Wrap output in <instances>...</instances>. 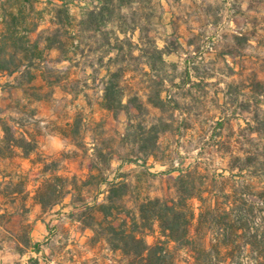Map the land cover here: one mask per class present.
Here are the masks:
<instances>
[{
  "label": "rangeland",
  "instance_id": "obj_1",
  "mask_svg": "<svg viewBox=\"0 0 264 264\" xmlns=\"http://www.w3.org/2000/svg\"><path fill=\"white\" fill-rule=\"evenodd\" d=\"M42 1L45 18L33 39L46 37L54 27L52 5L66 7L75 26L69 48L73 62L53 49L30 75L0 76V174L10 177L0 175V247L9 246L13 237L25 242L29 222L37 217L56 234L51 248L44 247L49 264H128L105 240H92L94 232L69 217L72 196L47 214L35 209L32 200L29 214H13L12 172L18 175L16 166H21L35 192L39 171L48 166L70 180L77 177L79 205L83 199L103 201L106 196L97 194V182L88 178L96 147L108 162L99 169L109 166L111 180L125 175L119 178L127 185L123 204L132 210L146 199L178 200L182 171L199 167L203 177L228 175L229 158L253 150L250 140L257 135L250 124L264 121L262 89L256 87L257 82L264 84V0H123L120 9L109 0ZM89 11H96L94 19ZM110 42L122 47L119 55ZM155 46L169 52L166 65ZM107 67L119 71L128 111L103 107ZM159 91L166 102L163 110L151 102ZM140 105L143 110H136ZM158 122L170 130L150 156L145 150L152 145L143 139ZM12 137L36 145L34 167L15 157L22 149L12 147ZM81 181L91 184L82 187ZM190 204L198 217L199 202ZM196 225L197 220L192 235ZM47 236L37 230L35 241L45 243ZM147 240L153 245L165 238L155 226ZM169 250L176 264H196L190 248L170 243Z\"/></svg>",
  "mask_w": 264,
  "mask_h": 264
},
{
  "label": "trees",
  "instance_id": "obj_2",
  "mask_svg": "<svg viewBox=\"0 0 264 264\" xmlns=\"http://www.w3.org/2000/svg\"><path fill=\"white\" fill-rule=\"evenodd\" d=\"M109 1L117 9L123 6V0ZM42 2L0 1V76L30 75L31 71L44 61L46 52L53 49L65 56L64 61L73 62L69 56V48L73 47L75 41V26L66 7L52 5L51 12L54 17L50 23L54 27L45 32L46 37L40 35L38 39H33L45 18L46 9L39 8ZM95 14L96 11H89L88 17L94 19ZM98 14H102L101 10ZM115 40L122 42L119 37ZM109 44L118 55L123 50L120 45H113L111 42ZM154 49L159 54L161 63L166 65L164 56L169 52L157 46ZM103 64L102 62L101 65L104 66ZM148 66L155 72V63L150 61ZM106 70L103 83L104 109L114 112L128 111V105L124 103L125 95L119 71L113 72L111 67ZM32 80L31 77L30 81ZM256 87L262 89V101L259 105V108H262L264 84L257 82ZM162 94L163 92L159 91L156 101L151 102L154 107L163 110L166 102ZM135 108L142 111L144 107L140 105ZM250 128L252 134L257 135L250 140L253 150L243 151L242 155H232L229 158L228 175L203 177L199 167L192 171H182L177 178L179 199L176 201L146 199L136 210L128 209L123 204L127 185L119 179H123L125 175H118L111 180L106 175L110 170L109 166L105 171L99 169L106 161L95 147L88 178L97 182V194L106 196L103 201L98 197L92 203L83 199L79 205L76 193L81 191V187L77 177L70 180L53 173L51 168L46 166L39 171V186L35 192L29 189L31 180L28 173L17 175L12 172V208L15 211L13 214H29V200L41 206L42 214H47L56 206H64L67 196H72L74 211L69 217L92 230V240H105L109 250L120 252L128 264H176L169 250L170 243L190 248L196 264H264V121L256 119L250 124ZM169 130L168 125L160 122L146 130L143 140L152 145V149L145 150L148 155L155 156L160 136ZM4 131H7V127H4ZM10 141L12 147L23 150L22 158L30 160L34 167L36 162L31 159V154L38 149L36 145H32L33 141L23 138L21 142L14 137ZM44 158L47 159L46 156ZM0 175L5 180L10 178ZM202 178L205 181L198 184ZM81 183V186L85 187L89 186L91 181ZM2 185L0 182V187ZM192 200H197L200 204L198 217L195 208L190 204ZM196 220L195 234L192 235L191 227ZM29 226L28 239L17 243L18 253L22 257L28 256L26 264H49L50 256L44 247L51 248L56 236L53 228L48 224L46 241L40 243L33 241L31 224ZM155 226L165 240H159L152 245L148 242L147 235L148 232H153Z\"/></svg>",
  "mask_w": 264,
  "mask_h": 264
},
{
  "label": "crops",
  "instance_id": "obj_3",
  "mask_svg": "<svg viewBox=\"0 0 264 264\" xmlns=\"http://www.w3.org/2000/svg\"><path fill=\"white\" fill-rule=\"evenodd\" d=\"M18 152L19 153L15 154V157L22 158L24 156L23 150L18 151ZM22 159H24V158H22ZM26 161L30 162L29 160H26ZM16 168L18 169V173H25V171L22 172L20 170L22 168L21 166L20 167L16 166ZM31 168L32 167L30 165L29 170ZM32 202L34 203L33 200H32ZM33 206L35 207V209L41 211L40 205L34 203ZM29 224H31V237H32V239L34 238L33 241H35V233L37 232V230H40L42 233L47 232V234H48V225L46 222H43V220H41V218L36 217L34 220H30ZM17 243L18 242H17L16 238L13 237V239L10 241L9 246H7L6 244H2V247H0V264H17V263L25 260L26 257H22L17 251Z\"/></svg>",
  "mask_w": 264,
  "mask_h": 264
}]
</instances>
